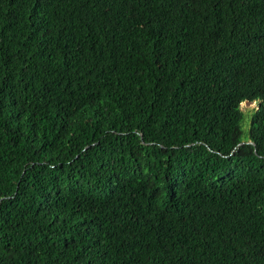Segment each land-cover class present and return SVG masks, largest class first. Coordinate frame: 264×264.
<instances>
[{
  "label": "trees",
  "instance_id": "1",
  "mask_svg": "<svg viewBox=\"0 0 264 264\" xmlns=\"http://www.w3.org/2000/svg\"><path fill=\"white\" fill-rule=\"evenodd\" d=\"M0 264H264V0H0Z\"/></svg>",
  "mask_w": 264,
  "mask_h": 264
},
{
  "label": "rangeland",
  "instance_id": "2",
  "mask_svg": "<svg viewBox=\"0 0 264 264\" xmlns=\"http://www.w3.org/2000/svg\"><path fill=\"white\" fill-rule=\"evenodd\" d=\"M256 103L255 102H253L252 104L251 103H249V102H244V103H242L241 104V109L243 110V112H245V114L248 116V114L253 110V109H255L256 108ZM245 119H248V118H245ZM247 126H249L248 125V121H247V124L245 125V135L247 134L246 133V130H247Z\"/></svg>",
  "mask_w": 264,
  "mask_h": 264
},
{
  "label": "bare ground",
  "instance_id": "3",
  "mask_svg": "<svg viewBox=\"0 0 264 264\" xmlns=\"http://www.w3.org/2000/svg\"><path fill=\"white\" fill-rule=\"evenodd\" d=\"M244 103V102H243ZM253 102H251V104H252ZM242 104V103H241ZM241 106V105H240Z\"/></svg>",
  "mask_w": 264,
  "mask_h": 264
}]
</instances>
